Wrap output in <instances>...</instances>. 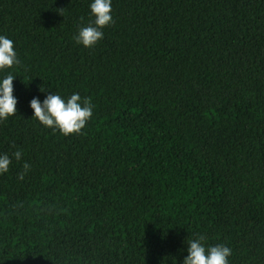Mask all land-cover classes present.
Returning <instances> with one entry per match:
<instances>
[{"label": "trees", "instance_id": "obj_1", "mask_svg": "<svg viewBox=\"0 0 264 264\" xmlns=\"http://www.w3.org/2000/svg\"><path fill=\"white\" fill-rule=\"evenodd\" d=\"M93 2L0 0L20 61L0 155L23 154L0 175V264H183L200 236L264 264V0H111L85 48ZM77 93L81 134L34 117Z\"/></svg>", "mask_w": 264, "mask_h": 264}, {"label": "clouds", "instance_id": "obj_2", "mask_svg": "<svg viewBox=\"0 0 264 264\" xmlns=\"http://www.w3.org/2000/svg\"><path fill=\"white\" fill-rule=\"evenodd\" d=\"M90 9L95 18L94 26L81 27L78 35L73 38L77 44L85 48H93L98 41L102 40L104 37L102 29L113 23L111 0H94ZM63 11L59 10L61 15ZM19 63L13 41L0 35V70L11 69ZM14 79L12 74H8L0 81V121L7 120L17 113L18 101L13 95ZM30 107L34 112V117L42 125L59 130L64 136L81 134L82 129L93 116L91 99H82L78 93L71 95L67 100L60 95L50 94L42 104L38 98H33ZM22 155L20 150L12 153L11 157L8 154L0 155V175L9 171L13 157L19 162ZM22 168L23 171L17 177L19 180H23L30 172V164L24 163ZM204 239V236H200L189 241L188 255L183 264H229L232 249L225 244L206 247L202 243Z\"/></svg>", "mask_w": 264, "mask_h": 264}]
</instances>
